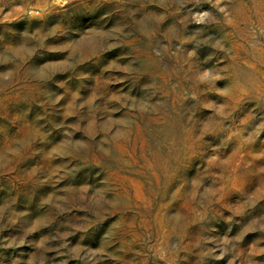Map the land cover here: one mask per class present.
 Segmentation results:
<instances>
[{"label": "rangeland", "instance_id": "374dc122", "mask_svg": "<svg viewBox=\"0 0 264 264\" xmlns=\"http://www.w3.org/2000/svg\"><path fill=\"white\" fill-rule=\"evenodd\" d=\"M0 264H264V0H0Z\"/></svg>", "mask_w": 264, "mask_h": 264}]
</instances>
